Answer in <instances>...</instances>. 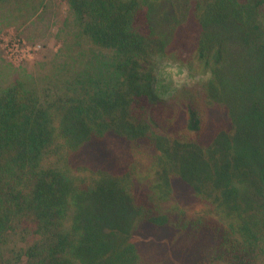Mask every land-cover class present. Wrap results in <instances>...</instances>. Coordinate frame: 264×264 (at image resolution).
<instances>
[{"label":"trees","instance_id":"16d2710c","mask_svg":"<svg viewBox=\"0 0 264 264\" xmlns=\"http://www.w3.org/2000/svg\"><path fill=\"white\" fill-rule=\"evenodd\" d=\"M67 1L118 59L47 104L0 92V242L28 222L26 264H256L264 0ZM157 54L210 76L163 99Z\"/></svg>","mask_w":264,"mask_h":264},{"label":"rangeland","instance_id":"374dc122","mask_svg":"<svg viewBox=\"0 0 264 264\" xmlns=\"http://www.w3.org/2000/svg\"><path fill=\"white\" fill-rule=\"evenodd\" d=\"M115 58L113 50L81 33L67 0H0V92L22 81L47 104L77 80L103 78ZM152 81L160 96L167 93L157 91L155 77ZM260 209L264 215V204ZM14 227L0 242V264H26L25 256L19 260V249L38 238L28 222ZM256 264H264L263 255Z\"/></svg>","mask_w":264,"mask_h":264},{"label":"clouds","instance_id":"9594fccd","mask_svg":"<svg viewBox=\"0 0 264 264\" xmlns=\"http://www.w3.org/2000/svg\"><path fill=\"white\" fill-rule=\"evenodd\" d=\"M153 64L157 91L160 92L162 88L167 90V93L162 95L163 99H168L170 94L192 88L210 76L203 64L196 59L191 61L195 73L189 68L188 63L182 62L174 55L157 54L153 59Z\"/></svg>","mask_w":264,"mask_h":264}]
</instances>
